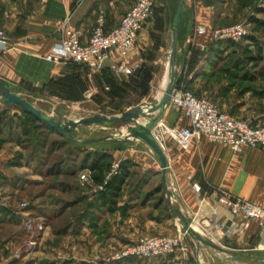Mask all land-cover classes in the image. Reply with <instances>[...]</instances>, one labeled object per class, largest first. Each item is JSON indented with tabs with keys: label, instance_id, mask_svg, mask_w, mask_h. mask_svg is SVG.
Masks as SVG:
<instances>
[{
	"label": "rangeland",
	"instance_id": "rangeland-1",
	"mask_svg": "<svg viewBox=\"0 0 264 264\" xmlns=\"http://www.w3.org/2000/svg\"><path fill=\"white\" fill-rule=\"evenodd\" d=\"M174 1L171 4L174 5ZM230 2L235 6L234 13H239L241 17L236 19L233 14L224 25L208 32L207 52L196 51L195 43L201 35L194 31L186 41V50L178 57L175 55V83L177 87L185 89L186 78L198 58H212L214 77L207 94L201 96L199 91L193 89L186 91L196 98L214 102L212 96H215L217 83L225 79L224 72H232L237 77V80L232 81L238 87L237 90L241 93L250 92L249 96L255 106L261 109L264 108V0ZM24 3L22 0H0V22L8 21L13 12L23 10ZM153 17L158 32L161 33L159 44L155 45L154 49L140 51V65L132 76L115 72L110 67L95 70L71 62H60L73 65V72L79 69L80 73L70 74L67 80L58 79L37 88L24 86L12 92L31 103L47 117L60 122L78 121L96 115L118 117L139 104L156 103V97L162 92L160 84L167 68L169 74L166 77L169 82L170 52L174 36L172 31L175 29L173 17L168 13L163 0H155L152 14L146 22ZM252 19L260 24L253 23ZM71 22L70 12L60 23V38L63 28L70 27L75 30ZM237 24L245 25L246 35L242 39L237 42L214 41L215 31ZM0 32L5 35L7 49V31L3 24H0ZM205 34L204 32L202 35ZM177 40L178 35L176 53ZM185 56L181 64L180 59ZM150 116L153 117L154 114ZM147 120L138 119V122L145 124ZM130 127H134V124L78 126L74 132L77 140H93L88 144H81L61 137L54 129L47 128L40 121L32 122L20 107L6 106L0 100V198L6 197L5 201L0 202L6 204L5 210L9 215V220L0 225V264H156L157 261L169 264L170 260H173L170 264H264V254L254 253L264 251V235L256 223L254 222L255 230L249 239H245L244 232L247 229L242 233L238 232L240 227H230L228 232L223 234L218 225L226 223V213L221 207L213 204L214 196L218 193L216 192L211 200L212 192L202 191L199 184L198 193L192 190L194 183L190 186L191 195L195 197L194 202L201 208L199 212L187 215L185 211L181 213L176 210L184 216L189 225H194L193 231L199 236L226 250L236 252L237 256L216 251L199 243L186 233L179 218L177 223L181 230L176 235L132 234V220L137 221L141 214L146 216L152 211H142L135 205L132 210V205L124 203L121 192L114 204L103 206L101 193L104 192L106 183L113 176L120 174L123 164L127 167V174L130 170L133 171V179L142 174L143 169L156 167L152 156L148 159L143 153H132V158L137 163L124 160L125 156L129 155L128 151L145 148L140 141L127 136V129ZM247 148L252 147H244L238 153ZM99 154L106 157L101 163V170L94 172L88 165L94 156ZM81 175H86L87 180H82ZM147 176L155 181L149 184L146 199L152 196L156 207L164 204L163 201L172 206L175 198L167 189L165 179L162 188L158 177L152 178V173ZM206 205L209 207H205ZM212 208H219L217 210L221 216L220 220H214L204 214ZM160 211L163 212L162 209ZM105 214L106 219L99 225V220ZM71 220L82 222L77 228V232L81 231L79 242L74 240L73 233L65 232ZM105 231H111L114 238L123 237L124 241L115 238L107 246L104 245L101 242V234ZM219 231L221 235L218 234ZM157 236L181 237L180 249L160 258L114 259L126 248L138 244L142 238ZM175 256H179L178 259H174Z\"/></svg>",
	"mask_w": 264,
	"mask_h": 264
},
{
	"label": "crops",
	"instance_id": "crops-1",
	"mask_svg": "<svg viewBox=\"0 0 264 264\" xmlns=\"http://www.w3.org/2000/svg\"><path fill=\"white\" fill-rule=\"evenodd\" d=\"M22 1L25 2L23 10L13 12L8 17V21L0 22L7 31L8 41V48L3 51L0 50V79L16 88H23L24 86L37 88L58 79H68L70 74L75 73V75H78L80 73L79 69L73 72L72 65L54 64L44 59L58 42L60 38V23L70 12L72 13L71 23L75 30L80 33L81 42L87 43L99 17L104 20V32H110L119 24L121 18L132 7L135 0ZM163 1L165 6H167L168 13L173 17V12H171V10L174 11L175 6V4H171L173 0ZM182 1L183 10L177 29V35L179 36V40H177V57L182 51L186 50V41L192 36L196 28H205L206 33L204 36L201 35L199 40L196 41V51L205 50L207 52L209 48L208 32L224 25L233 14L236 19L241 17L239 13H234L235 6L230 0ZM155 5V8H157L158 5L156 3ZM73 9L74 11H72ZM155 23V17H153L139 31L134 49L126 58L128 66L132 67L140 60V51L154 49L155 45L158 46V38L161 37V33L158 32ZM172 34L174 35L173 38H175L174 30ZM185 58L186 56L180 59L181 64H183V59ZM119 59L120 57L117 54L112 55L108 65L117 62ZM212 61V58H198L197 63L194 64L186 78L185 90L193 89L196 92L199 91L201 96L207 94L214 77ZM166 75H168V68ZM166 75L160 84V88H162ZM224 76L225 79H221V83L216 85L215 96H212L214 102H210L219 111L232 118L248 120L254 126L263 127L264 108L258 109L255 106L249 96L250 92L241 93L240 90H237L238 87L232 83V81L237 80V77L232 72H224ZM155 114L157 113H154V116ZM161 120L166 125L178 129L189 125L188 118L184 112L171 105L166 108ZM143 146L145 147L144 150L140 148L141 151H128L129 155L124 158L126 161L137 163L132 158V153L135 155L143 153L148 159H151L152 156V160L156 164L154 168L147 167L143 169L144 172L142 171L143 173L139 174L135 179L132 178L131 174L133 171L130 170L121 187L122 199L125 200L124 203L132 205V210L136 206L142 211H152L146 216L141 214L137 221L132 220V234L176 235L181 228L177 223V217L172 208L175 207L181 213L185 211L187 215L198 213L201 209L194 202L195 197L193 198L191 195L190 186L192 183L199 184L202 191L206 193L207 190H210L212 192L210 199L216 192L225 191L264 209V152L260 151L259 148H247L241 153H234L224 144L213 143L206 138H200L193 139L188 149L181 150L170 137L166 136L163 141V153L167 159L168 168L164 179L167 189L175 199H173L172 207L165 201H163L164 204L162 203V205L156 207L152 196L146 199L149 193L147 188L151 182L155 181V179L150 180L147 175L152 173V178L158 177L161 187L164 179L156 158L144 144ZM2 171L6 172L5 170ZM194 194L197 196L195 192ZM179 199L181 200L179 201ZM5 200L6 197L0 198V201ZM174 204L176 205L174 206ZM213 204L215 203L213 202ZM103 206L107 207L108 204L105 203ZM205 207L209 206L206 205ZM5 208L6 204L0 202V225L9 220V215ZM217 209L206 210L204 214L211 216L214 220H220L221 216H219ZM224 213L226 212L224 211ZM106 215L101 217L99 225L106 219ZM229 218L226 213L225 220L228 221ZM81 223L80 220H71L70 226L65 230L66 233H73V238L77 242L81 238V231L77 232V228ZM254 226L255 223L252 222L250 227L244 232L245 239L250 238V235L255 230ZM101 235H103L101 242L106 246L116 238H114V234L111 231H108V233L105 231ZM116 239L121 242L124 241L123 237ZM178 257L175 256L174 259H178ZM171 261L173 260H170L169 264ZM156 264H162V261H157ZM176 264L178 263L176 262Z\"/></svg>",
	"mask_w": 264,
	"mask_h": 264
},
{
	"label": "built area",
	"instance_id": "built-area-1",
	"mask_svg": "<svg viewBox=\"0 0 264 264\" xmlns=\"http://www.w3.org/2000/svg\"><path fill=\"white\" fill-rule=\"evenodd\" d=\"M155 0H135L132 7L121 18L119 24L110 32H104V20L99 17L87 43H82L76 30L63 28L62 37L52 47L51 52L44 57L47 62H71L80 66L103 70L110 67L113 71L125 76H132L139 68L140 60L132 67L127 65L126 58L133 51L139 31L150 17ZM245 25L217 30L214 41H234L245 35ZM204 28H198L195 33L202 35ZM6 40L0 32V50L6 49ZM120 59L108 65L112 55ZM169 105L182 110L188 118L189 125L178 129L166 125L160 120L151 130L152 136L163 151V138L170 137L181 150H186L193 139L206 138L210 142L224 144L234 152H240L244 147L259 148L264 151V126H254L251 121L239 120L222 113L210 101L199 99L182 87L174 84ZM87 180L86 175H81ZM198 193L200 187L192 185ZM215 204L221 207L232 218L231 228H239L242 233L249 224L255 222L264 235V209L247 201L241 200L225 191H219ZM218 226L222 229L223 225ZM180 237H144L138 244L130 246L114 259H153L175 253L181 247Z\"/></svg>",
	"mask_w": 264,
	"mask_h": 264
},
{
	"label": "water",
	"instance_id": "water-1",
	"mask_svg": "<svg viewBox=\"0 0 264 264\" xmlns=\"http://www.w3.org/2000/svg\"><path fill=\"white\" fill-rule=\"evenodd\" d=\"M183 10V1L177 0L176 10L173 16V27L175 29V38H173L172 46H171V61H170V76L169 82L167 84L166 89L163 92L161 99L156 103H142L139 104L126 112H124L121 116L118 117H105V116H92L84 119H80L78 121H66L60 122L54 120L53 118L47 117L40 110L36 109L31 103L21 98L20 96L14 94L12 91L16 90L15 86H12L8 82L0 79V100L6 106H18L26 113L33 116L36 120L48 125L52 129H54L59 135L64 137L65 139L77 142L81 144H88L93 142V140L79 141L76 139L74 132L78 126H91V125H112V124H125L129 125L130 123L134 124V127H130L127 129V136L133 138L137 141H140L144 144L149 151L156 158L161 173L164 176L167 172L168 164L167 159L159 147L158 143L155 141L152 136L151 130L152 128L162 119V116L169 106L170 97L172 94V90L175 84V68H174V60L176 55V35L178 24L180 20V15ZM155 116L151 117L150 115ZM138 119H148L145 124H139ZM164 187V186H163ZM170 207H172L169 204ZM174 214L177 218L182 220V226L185 229L186 233H188L192 238L196 239L199 243H202L216 251L229 254L231 256H237L236 252L226 250L208 240L203 239L196 232L192 230L188 222L185 220L184 216L176 209L173 210ZM231 220H228L221 229L223 234H226L231 227ZM255 254H264V251H254Z\"/></svg>",
	"mask_w": 264,
	"mask_h": 264
},
{
	"label": "trees",
	"instance_id": "trees-1",
	"mask_svg": "<svg viewBox=\"0 0 264 264\" xmlns=\"http://www.w3.org/2000/svg\"><path fill=\"white\" fill-rule=\"evenodd\" d=\"M176 5H177V0L175 2V6H174V11H173V15L175 13L176 10ZM252 22L255 24H260L259 21L252 19ZM73 66V65H72ZM63 80H67L63 79ZM23 114L27 116L28 119H30L32 122H36L38 120H36L33 116H31L30 114L26 113L24 110H22ZM41 124L45 125L47 128H50L49 126H47L46 124L42 123ZM59 135V134H58ZM61 136V135H60ZM62 137V136H61ZM106 157V156H105ZM104 155H95L94 158L91 160L90 164L88 165V168L91 169L92 171H100L101 170V166H102V161L104 160ZM126 165L123 164L122 168H121V172L120 174L113 176L105 185V190L104 192L101 193L100 199L102 200L103 204H114L115 200L117 199L120 189L127 177V172H126Z\"/></svg>",
	"mask_w": 264,
	"mask_h": 264
},
{
	"label": "bare ground",
	"instance_id": "bare-ground-1",
	"mask_svg": "<svg viewBox=\"0 0 264 264\" xmlns=\"http://www.w3.org/2000/svg\"><path fill=\"white\" fill-rule=\"evenodd\" d=\"M169 74V73H168ZM168 80H167V77H165V81H164V84L162 85V88H160V89H162V92H161V94H159V96L157 97V99H156V101L158 102L160 99H161V97H162V95H163V92H164V90L166 89V87H167V84H168V82H167ZM190 227L192 228V230H193V228H194V225L193 224H191L190 225ZM198 234V233H197ZM219 235H221L220 234V231H219V233H218ZM263 245H264V236H263Z\"/></svg>",
	"mask_w": 264,
	"mask_h": 264
}]
</instances>
